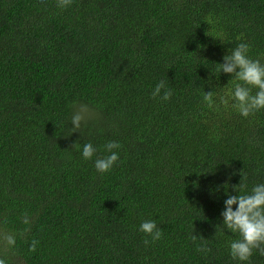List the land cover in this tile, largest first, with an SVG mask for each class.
I'll return each instance as SVG.
<instances>
[{
	"label": "trees",
	"instance_id": "obj_1",
	"mask_svg": "<svg viewBox=\"0 0 264 264\" xmlns=\"http://www.w3.org/2000/svg\"><path fill=\"white\" fill-rule=\"evenodd\" d=\"M240 43L264 65V0H0V264H264L231 257L221 216L264 184V109L218 72Z\"/></svg>",
	"mask_w": 264,
	"mask_h": 264
},
{
	"label": "clouds",
	"instance_id": "obj_2",
	"mask_svg": "<svg viewBox=\"0 0 264 264\" xmlns=\"http://www.w3.org/2000/svg\"><path fill=\"white\" fill-rule=\"evenodd\" d=\"M71 3L72 0H57V6L61 9L70 6ZM249 49L250 45L240 43L223 57L224 62L219 64L218 69L219 74L221 72L230 74L232 79L240 82L236 84L232 98L235 101L234 107L245 118L264 109V65L259 60L249 58L247 55ZM253 89H257L254 95L252 94ZM172 94L171 89L161 80L151 95L154 99L159 97L163 101H168ZM212 98V91L205 92L204 100L210 107ZM224 102L227 103V101ZM80 119L79 116L72 118L73 132H77L76 130L79 129ZM104 147L110 155L95 160V169L100 174L109 172L119 160L118 154L113 151L120 147L117 142L109 141ZM95 152L96 149L93 145L87 143L83 146L82 156L85 160H91ZM235 191L237 192L236 187ZM234 205L236 206L235 210ZM221 216L223 218L222 225L239 236L230 244V255L234 260L249 261L254 250H258L259 254L264 256V184L254 186L250 193L229 195L224 201V210ZM139 231L151 238L144 240L145 245L158 241L163 235V230L157 226L155 220L143 221L139 226ZM196 240L197 236L193 235L192 241L195 243ZM38 243L34 240L29 251L35 252ZM196 250L205 253L210 251L200 245Z\"/></svg>",
	"mask_w": 264,
	"mask_h": 264
},
{
	"label": "rangeland",
	"instance_id": "obj_3",
	"mask_svg": "<svg viewBox=\"0 0 264 264\" xmlns=\"http://www.w3.org/2000/svg\"><path fill=\"white\" fill-rule=\"evenodd\" d=\"M83 116H81V115H79L80 117H84L85 116V114H83V113H81Z\"/></svg>",
	"mask_w": 264,
	"mask_h": 264
}]
</instances>
